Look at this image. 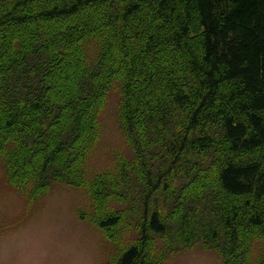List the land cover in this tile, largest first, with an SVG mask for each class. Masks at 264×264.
Instances as JSON below:
<instances>
[{"label":"trees","instance_id":"1","mask_svg":"<svg viewBox=\"0 0 264 264\" xmlns=\"http://www.w3.org/2000/svg\"><path fill=\"white\" fill-rule=\"evenodd\" d=\"M115 89L132 154L89 174ZM0 157L32 196L85 189L110 236L134 222L112 264H150L157 236L251 264V240L264 242V0H0Z\"/></svg>","mask_w":264,"mask_h":264},{"label":"rangeland","instance_id":"2","mask_svg":"<svg viewBox=\"0 0 264 264\" xmlns=\"http://www.w3.org/2000/svg\"><path fill=\"white\" fill-rule=\"evenodd\" d=\"M120 93L113 90L101 115V137L89 157V174L108 170L118 156H131L120 126ZM115 203H112L114 206ZM92 199L82 188L52 183L32 196L10 183L0 157V264H112L136 242L135 223L110 236L95 221ZM150 264H225L212 245L182 244L157 236ZM246 255L256 264L264 242L251 240Z\"/></svg>","mask_w":264,"mask_h":264}]
</instances>
